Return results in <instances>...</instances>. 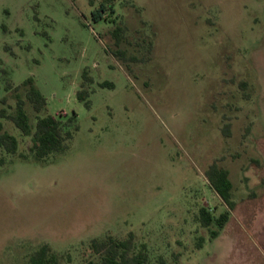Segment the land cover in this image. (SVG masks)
<instances>
[{
  "label": "rangeland",
  "instance_id": "374dc122",
  "mask_svg": "<svg viewBox=\"0 0 264 264\" xmlns=\"http://www.w3.org/2000/svg\"><path fill=\"white\" fill-rule=\"evenodd\" d=\"M0 60V98L33 77L47 113L78 124L47 164L19 157L31 139L4 120L20 144L0 163V264L43 243L87 264L91 239L131 232L170 264H264V0H0ZM214 161L237 204L210 239Z\"/></svg>",
  "mask_w": 264,
  "mask_h": 264
},
{
  "label": "trees",
  "instance_id": "16d2710c",
  "mask_svg": "<svg viewBox=\"0 0 264 264\" xmlns=\"http://www.w3.org/2000/svg\"><path fill=\"white\" fill-rule=\"evenodd\" d=\"M107 1L104 0V2ZM103 6L104 4L101 5L100 11ZM94 18L97 20L102 18V15L95 13ZM124 32L125 28L121 25L115 26L113 30L117 46L116 49H113V54L121 60L127 58L126 50L120 47ZM0 62L2 61L0 60ZM0 72L8 73L6 68H0ZM83 76L91 81L86 71ZM108 84L104 83V85ZM5 89L7 91L14 90L15 103H9L6 95L0 98V103L3 104L0 107V154L4 153L0 155V163H5V155L15 156L18 154L20 144L18 137L6 129L4 120L11 121L22 135L31 139L29 153H19L20 158H32L40 163H51L57 155L67 150L68 142L78 130L77 114L74 113L64 120L60 114L47 113V99L36 85L33 77H28L14 87L8 83ZM77 96L79 100L89 104L90 91L88 89H80ZM28 105L31 106L35 114L34 118L30 115ZM205 176L210 187L226 204V208L218 214L214 210L216 208L213 210L207 206L199 208L198 221L203 227L209 229L210 239H214L225 228L237 203L229 169L221 166L218 161H214L205 170ZM88 253L87 264H170L164 255H154L147 243H138L132 232L124 238H119L111 233L93 238L88 243ZM61 260V254L55 251L50 244L43 243L29 255L28 263L61 264Z\"/></svg>",
  "mask_w": 264,
  "mask_h": 264
}]
</instances>
